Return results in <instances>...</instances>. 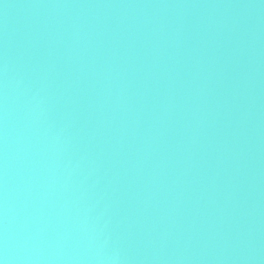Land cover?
I'll use <instances>...</instances> for the list:
<instances>
[{
    "label": "water",
    "instance_id": "obj_1",
    "mask_svg": "<svg viewBox=\"0 0 264 264\" xmlns=\"http://www.w3.org/2000/svg\"><path fill=\"white\" fill-rule=\"evenodd\" d=\"M4 264H264V0H0Z\"/></svg>",
    "mask_w": 264,
    "mask_h": 264
},
{
    "label": "clouds",
    "instance_id": "obj_2",
    "mask_svg": "<svg viewBox=\"0 0 264 264\" xmlns=\"http://www.w3.org/2000/svg\"><path fill=\"white\" fill-rule=\"evenodd\" d=\"M0 264H4V261L3 260H0Z\"/></svg>",
    "mask_w": 264,
    "mask_h": 264
}]
</instances>
